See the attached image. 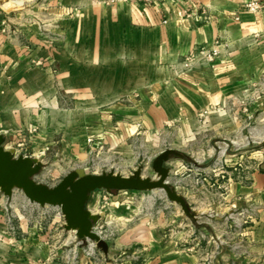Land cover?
Listing matches in <instances>:
<instances>
[{
  "label": "crops",
  "instance_id": "crops-1",
  "mask_svg": "<svg viewBox=\"0 0 264 264\" xmlns=\"http://www.w3.org/2000/svg\"><path fill=\"white\" fill-rule=\"evenodd\" d=\"M246 1L0 0L11 31L0 27L5 145L44 163L57 148V155L78 163L73 170L94 173L89 162L95 153L125 154L153 130L178 131L174 140L189 143L195 117L208 111L198 130L227 134L226 144L237 146V125L230 119L240 110L237 100L264 81V10L250 12ZM217 41L224 46L215 61L182 69L184 58ZM248 110L253 107L244 106ZM167 165L170 183L195 210L194 192L174 181L187 167L177 159ZM209 170L201 166L203 174ZM229 174L226 208L207 198L215 187L201 181V215L216 219L235 207L238 197L248 203L254 194L264 204V172L251 171L246 176L251 182L244 184ZM136 192L100 189L91 196L88 207L101 216L96 230L110 246L108 255L98 249L103 261L198 264L168 232L167 219L137 216ZM34 209L43 214L39 220L29 217ZM47 212L15 191L12 196L0 191V264H94L84 246L89 240L66 230L63 215L57 227L50 226ZM259 224L263 229L264 214ZM201 226L211 225L201 221ZM127 248H133L130 254Z\"/></svg>",
  "mask_w": 264,
  "mask_h": 264
},
{
  "label": "rangeland",
  "instance_id": "rangeland-1",
  "mask_svg": "<svg viewBox=\"0 0 264 264\" xmlns=\"http://www.w3.org/2000/svg\"><path fill=\"white\" fill-rule=\"evenodd\" d=\"M4 13L5 10L0 7V27L6 34H11L8 25L10 22ZM252 91L251 96L237 100L236 106L240 110L236 114L232 113L230 117L237 125V135L233 138L237 141V146L230 147L226 144L229 139L227 134L220 135L211 129L198 130V126L205 123L208 114V111H202L195 117L196 129L192 131V140L189 143L183 144L174 140L178 131L153 130L142 134L127 153L120 154L105 149L99 157H97L98 153H95L94 162H89L90 171L94 173L115 170L123 174H131L138 167H142L145 176L157 177L152 163L164 149L174 147L182 153L189 154L188 158L173 157L171 160L177 159L187 167L186 170L175 174L174 181L194 192L192 200L195 219L188 217L179 204L170 201L166 193L159 189L136 192L139 198L134 204L138 206L141 203L139 208L141 213H138V217L156 216L167 219L171 223V230L168 232L173 233L174 237L179 239L181 246L196 257L198 264L201 262L202 264H264V241L258 237L264 231V227L262 229L259 224L264 214L262 197L254 194L252 201L249 200L248 203L238 197L236 206L216 219L201 215V181L207 179L215 187V191L211 190L212 194L206 195L207 198L211 202L220 200L219 202L226 208L229 207V201L225 199V191L229 186V173L233 180L244 184L251 182L249 175L248 178L246 177L251 171L264 172V81L254 84ZM63 100L65 104H71L70 99ZM246 105L253 107L252 113L250 110L244 111ZM94 116L99 117V115ZM227 119L229 120V116ZM230 151L232 156H229ZM51 152V157L45 159L44 168L36 179L55 186L68 172L77 167L78 163L65 159L63 155H57L56 152H59L57 148ZM203 165L210 167L207 174L201 172ZM188 169H191L190 177L187 174ZM15 192L24 197L25 201L30 202L22 190L15 189ZM216 192L221 193V197L217 198L218 195H214ZM36 205L41 207L39 204ZM45 207L49 211L44 214L45 220L50 226L57 227L63 221L61 210L51 205ZM28 214L34 221L43 216L37 209L28 211ZM201 221L209 222L211 226L209 228L201 226ZM89 245L90 240L84 243L87 252L90 250ZM132 250L133 248H127L126 254H130ZM91 260L94 264H106L98 254V250L97 255ZM113 262L118 264L122 263V260L119 257ZM124 262L128 264L129 260ZM67 264H70V261Z\"/></svg>",
  "mask_w": 264,
  "mask_h": 264
},
{
  "label": "water",
  "instance_id": "water-1",
  "mask_svg": "<svg viewBox=\"0 0 264 264\" xmlns=\"http://www.w3.org/2000/svg\"><path fill=\"white\" fill-rule=\"evenodd\" d=\"M5 143V136L0 133V191L12 196L15 189H20L32 203L43 207L48 205L58 207L65 219V229L74 231L79 239L96 243L105 255L109 254V243L96 230V224L101 216L88 207L92 194L97 190L104 189L110 193L163 190L168 199L179 204L188 217L196 218L185 196L169 181L168 162L173 157H186L178 149L167 148L156 156L152 167L157 177L145 176L142 167H138L131 174L115 170L102 173L72 170L57 185L51 186L36 179L44 168L43 161L31 155L16 154Z\"/></svg>",
  "mask_w": 264,
  "mask_h": 264
},
{
  "label": "built area",
  "instance_id": "built-area-1",
  "mask_svg": "<svg viewBox=\"0 0 264 264\" xmlns=\"http://www.w3.org/2000/svg\"><path fill=\"white\" fill-rule=\"evenodd\" d=\"M244 6L246 10L257 13L264 10V0H249L245 2ZM223 46V43L217 41V43L212 48H202L190 54L188 57L184 58L181 61L182 69L188 70L201 63H209L215 61L216 58L221 55V47ZM91 140L92 139L90 138L89 141ZM89 249L90 250L88 251V254L94 257L97 255V250L99 248L97 247L96 243L90 241Z\"/></svg>",
  "mask_w": 264,
  "mask_h": 264
}]
</instances>
